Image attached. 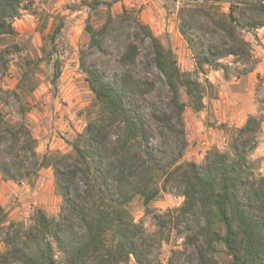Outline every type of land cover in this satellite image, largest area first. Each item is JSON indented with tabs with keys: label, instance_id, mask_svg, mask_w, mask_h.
Instances as JSON below:
<instances>
[{
	"label": "trees",
	"instance_id": "trees-1",
	"mask_svg": "<svg viewBox=\"0 0 264 264\" xmlns=\"http://www.w3.org/2000/svg\"><path fill=\"white\" fill-rule=\"evenodd\" d=\"M26 1L0 0V37L15 35L13 22L25 10ZM121 1L86 4L96 10ZM215 2L229 6L227 19L218 25L221 41L207 48L189 41L199 74H204L205 67H216L221 59L248 54L250 43L240 36V30L264 27L258 19L234 15L239 5L256 9L259 5L245 0ZM110 22L111 18L100 29L86 27L91 47L99 46ZM139 28L151 42L156 68L170 91L171 110L163 104L151 109L160 126V144H152L157 134L145 112L156 83L135 74L139 46L126 44L118 59L120 71L113 74L83 67L97 115L69 143L71 153L42 161L54 170L62 200L60 213L48 217L37 210L28 227L15 222L5 226L7 214L0 205V230L5 233L2 242L6 246L0 252V264H154L151 239L134 222L128 205L137 196L148 205L169 189L184 198L170 220L178 230L185 226L202 264H219V245L224 247L227 264H264V175L256 173L249 159L258 147L261 121L250 116L242 127L234 128L228 152L213 148L201 165L180 161L183 114L187 106L196 113L204 109L205 86L181 71L172 49H166L147 25L139 23ZM59 32L56 29L54 36ZM6 52L0 49V64H5ZM9 134L8 153L13 159L0 162V175L15 181L30 172L23 160L27 157L24 147H19V134L14 130ZM157 219L160 227L167 224L166 218Z\"/></svg>",
	"mask_w": 264,
	"mask_h": 264
},
{
	"label": "rangeland",
	"instance_id": "rangeland-1",
	"mask_svg": "<svg viewBox=\"0 0 264 264\" xmlns=\"http://www.w3.org/2000/svg\"><path fill=\"white\" fill-rule=\"evenodd\" d=\"M90 1L27 0L25 10L13 22L15 35L0 37V49L7 51L5 64H0V162L11 163L13 159L8 149L12 143L9 131L14 130L20 137L19 147H24L27 154L23 160L30 172L15 181L0 175V205L8 221L5 226L15 222L28 227L37 210L48 217L59 215L62 200L54 170L43 166L42 161L45 157L71 153L69 143L97 115L83 67L105 74L120 71L118 59L128 42H135L140 48L136 76L151 79L157 86L148 97L145 112L157 134L152 144L155 147L160 144V126L153 120L151 109L163 104L171 110L170 91L156 68L151 42L142 34L139 23L147 25L166 49H172L181 71L191 73L205 86L204 102L211 112L206 114L203 109L196 113L187 106L183 114L185 135L180 140L183 149L180 161L201 165L213 148L228 152L235 136L234 128L242 127L250 116L264 120V113H258L264 109V77L255 78L258 84L248 99L250 107L258 109L257 113L242 112L223 122L217 120L211 105L217 99L218 82L239 89L249 78L257 65L255 45L250 43L248 54L226 57L214 68L205 67L204 74L196 73L189 41L201 48L219 43L222 32L218 25L227 19V4L215 0H122L109 8L102 5L92 10L86 4ZM245 1L259 5L258 9L239 5L234 15L238 19L255 18L264 22V0ZM109 18L108 33L100 38L98 47H91L86 27L100 29ZM58 28L60 32L54 36ZM254 34L255 30H240L246 41ZM257 45L262 46L260 42ZM181 96L187 103L184 90ZM249 159L256 173L264 175V156L258 157L253 151ZM183 201L180 192L169 189L148 205L140 196L128 205L134 222L142 225L151 239L154 264H202L185 226L178 230L170 220ZM159 216L168 220L165 226L160 227ZM4 235L0 230V252L6 250L2 242ZM218 251L219 264H227L223 245L218 246Z\"/></svg>",
	"mask_w": 264,
	"mask_h": 264
},
{
	"label": "crops",
	"instance_id": "crops-1",
	"mask_svg": "<svg viewBox=\"0 0 264 264\" xmlns=\"http://www.w3.org/2000/svg\"><path fill=\"white\" fill-rule=\"evenodd\" d=\"M247 41L256 47L255 59L257 60V65L252 70L249 78L245 79L239 89H236V87L227 88V84L222 81L217 83V99L211 101V105L216 112L215 117H217V120L219 121L226 122L227 120H233L235 114H240L242 112L251 115L257 113L258 111L256 107H250V102L248 103V99L252 98L249 97L253 95L251 90H254L256 87L255 84H258V81L256 82L255 78L264 77V27L255 30L254 37L251 36L247 39ZM259 42L262 44V46L257 45ZM253 78L255 80H253ZM240 82L241 81L235 85L240 84ZM218 84H220V87H218ZM257 94L260 93L257 92ZM204 105V111L206 114H208L210 109H207L205 102ZM203 112L202 116H205ZM258 113H264V109H261V111H258ZM255 154L258 155V157L264 156V120L261 122V129L258 136V147L255 150Z\"/></svg>",
	"mask_w": 264,
	"mask_h": 264
},
{
	"label": "built area",
	"instance_id": "built-area-1",
	"mask_svg": "<svg viewBox=\"0 0 264 264\" xmlns=\"http://www.w3.org/2000/svg\"><path fill=\"white\" fill-rule=\"evenodd\" d=\"M262 4L264 5V1L262 2Z\"/></svg>",
	"mask_w": 264,
	"mask_h": 264
}]
</instances>
